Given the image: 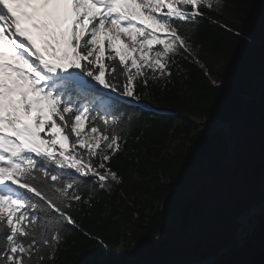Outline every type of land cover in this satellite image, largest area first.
<instances>
[{
	"label": "snow or ice",
	"instance_id": "snow-or-ice-1",
	"mask_svg": "<svg viewBox=\"0 0 264 264\" xmlns=\"http://www.w3.org/2000/svg\"><path fill=\"white\" fill-rule=\"evenodd\" d=\"M223 6V0H0V264H57L76 235L128 257L146 242L157 246L167 239L166 206L172 198L171 213L180 200L181 173L197 141L210 123L219 136L232 132L225 113L213 118V110L228 87L238 46L213 78L208 60L202 63L198 56L202 44L196 39L205 21L245 39V27L234 30L208 15ZM253 8L250 3L241 9L245 26ZM260 39L264 50V25ZM178 57L207 77L212 95L205 96L211 103L204 123L186 129L183 153L165 161L167 176L147 181L150 195L136 202L131 217L112 222L115 235L107 228L94 235L85 231L79 218L103 194L111 198L119 192L132 208L137 193L129 198L131 186L126 192L124 175L111 164L118 153L128 154L122 144L133 131L143 134L148 126L143 113H155L162 122L177 115L158 110L147 98L150 81L163 91L173 83L174 67L178 75L183 72ZM143 183L132 179L136 187ZM145 200L151 201L147 212ZM254 212L242 211L241 230Z\"/></svg>",
	"mask_w": 264,
	"mask_h": 264
},
{
	"label": "trees",
	"instance_id": "trees-1",
	"mask_svg": "<svg viewBox=\"0 0 264 264\" xmlns=\"http://www.w3.org/2000/svg\"><path fill=\"white\" fill-rule=\"evenodd\" d=\"M250 3H254V8L250 10L252 12L245 26L241 17H244L246 13L241 9ZM223 5L219 13L210 11L208 15L234 30L245 27V39L241 41L239 37L232 36L223 28L208 25L207 21H205V27L196 34V39L202 44L198 56L202 63L208 60L213 78L217 74V66L222 61H226L229 54L238 46L236 56L227 73L228 87L213 110V118L225 113L232 123V132L225 138L219 136L217 127L207 128L205 137L197 141L181 173L176 194V199L180 200L171 213L172 198L166 206L167 239L157 246L146 242L134 256L128 257L103 248L98 249L93 241L85 243V238L76 235L64 245L66 250L61 253L57 264H75L78 260L85 264H111L121 260L148 261L151 264H187L195 257L223 249L235 238V231L233 230L231 235L228 234L227 223L223 222L218 234L228 237L220 239L213 245L214 247H211L209 242V246L206 244L208 252L195 255L194 246L199 238L193 229V221L202 211L208 212L205 205L219 204L217 199L221 197L219 194L225 191V194L232 192L235 186L234 181L237 179L241 180L242 186L249 195L245 193L244 196L236 197L239 203L233 214L241 211L250 201L264 198V184L260 187V184L264 182V104H262L264 50H262L260 39L262 25H264V0H223ZM217 37H219L218 46H210ZM177 59L183 72L178 75V69L174 67L173 83L167 85L163 91L159 85L152 84L150 81V95L147 101L158 110L168 109L183 115H176L170 122H162L164 118H157L155 113L142 114V124L146 123L148 126L143 127V134L140 128L132 132L127 143L122 144L128 154L118 153L111 164L113 170L119 169L124 175L125 183L122 187L126 192L131 186L129 198L133 193H137L136 200L129 209L126 200L120 196L119 192L113 193L111 198L103 194L104 198L93 209H85L84 214L79 218L85 231L94 235L98 229L107 228L115 235L112 222L124 221L125 214L131 217L132 212L135 211L136 202L146 194L150 195L145 187L147 181L149 179L155 181L162 176H167L165 161L169 156L179 158L183 153L184 144L189 136L186 129L190 127L194 130L200 127L199 122L205 119L204 109L211 103L210 100L205 99V96L212 95L207 89V77L199 67L189 63L188 60H182L179 57ZM138 90L144 91L143 86H140ZM184 114L194 117L196 122L191 121ZM137 136L139 140L136 139ZM173 141H178L175 147H173ZM168 147L171 149L167 150ZM147 168H151V173L148 175L145 174ZM130 178L138 183L141 181L144 183L141 187H136ZM260 188L261 191H259ZM210 196L213 199L208 202ZM150 203L151 201L145 200L142 211H149ZM220 206H223V211L226 210L223 203ZM221 210L222 207H219L215 214ZM208 214L209 220L211 214L209 212ZM230 217L231 215L224 219ZM233 218L234 216L231 219ZM203 222L206 224L205 221ZM105 243L111 245L112 242L105 241ZM86 249L90 251L86 252ZM209 264H264V215L260 217L252 235L240 248Z\"/></svg>",
	"mask_w": 264,
	"mask_h": 264
},
{
	"label": "rangeland",
	"instance_id": "rangeland-1",
	"mask_svg": "<svg viewBox=\"0 0 264 264\" xmlns=\"http://www.w3.org/2000/svg\"><path fill=\"white\" fill-rule=\"evenodd\" d=\"M198 121H200V120H198ZM204 121H205V119H203L201 122L204 123ZM201 124L202 123L199 122V125H201ZM209 128H216V126L214 124L210 123L208 129ZM166 149L167 150L171 149V147L170 148L168 147ZM234 183H235V186L233 187L234 190L232 192H228L227 194H225L226 193V191H225L224 193L219 194V195H221L220 198H217L219 201V204H207V205H205V209H207V211L211 214L209 220L207 219L209 214H208V212H205V211H202L201 214L197 218L195 217L196 219H194V221H193V223H194L193 229L196 231L197 238H199V240L197 241V244L194 246L195 255L198 256L201 253L208 252L209 249H208L206 244H208L209 242L211 243L210 246L214 247L213 245H215L216 242H219L220 239L228 237L226 235L222 236V235L218 234L220 232V227L222 226L221 223H223V222L227 223L228 234L232 233L233 230L235 231V238L233 239V241L228 246L223 247V249H221L217 252H223L225 249L230 247L239 235L238 233H239V230L241 228L240 227V216H241L242 211H244L248 207V204L251 203L252 201L257 200V199H264V198L254 199V200L250 201L244 208H242L241 211L233 214V211L237 208L238 203H239V201L237 200L236 197L244 196L245 193H248V191L245 190L244 187L242 186L240 179L235 180ZM263 184H264V182L262 184H260V187ZM259 191H261V188ZM235 192H237V194H235ZM248 195H249V193L247 194V196ZM212 196H214V195H212ZM212 196H210L211 198L208 200V202L211 199H213ZM221 203H223V205L226 206V210L223 211V206H220ZM219 207H222V210L218 214H215V212L217 211V209ZM230 215H231V217L229 219H227V218L224 219V217H227ZM263 215H264V213H262L261 208L258 206L256 211L253 213V217H252L253 227L251 229L250 234L248 236L244 235L245 240H242V242L240 243V245L238 247L234 248L231 252H229L225 256L231 254L235 249L240 248L244 244V242L252 235L254 226L260 220V217H262ZM233 216H234V218L231 219ZM203 221H205L206 224ZM248 232L249 231H247V233ZM208 246H209V244H208ZM217 252H215V253H217ZM211 254H214V253H211ZM207 255H210V254H206L204 256H207ZM225 256H223V257H225ZM199 257H202V256H199ZM199 257L193 258L187 264H189L191 261H193ZM223 257L218 258V260L222 259ZM215 261H217V260H215Z\"/></svg>",
	"mask_w": 264,
	"mask_h": 264
},
{
	"label": "water",
	"instance_id": "water-1",
	"mask_svg": "<svg viewBox=\"0 0 264 264\" xmlns=\"http://www.w3.org/2000/svg\"><path fill=\"white\" fill-rule=\"evenodd\" d=\"M258 206L259 207L264 206V199H257V200L252 201L251 203L248 204V207L246 209L256 208ZM252 217H253V214L248 219L247 226H245L243 228V230H241V228H240L239 233H238L239 234L238 237L236 238V240L234 241V243L230 247L225 249L223 252H217V253L210 254L207 256L199 257V258L191 261L189 264H192V262L199 263V264H206V263L208 264L210 262H214L215 260H218V258L225 256L226 254L231 252L234 248L238 247L240 245V243L242 242V240H245L244 239L245 236H248L251 232V229L253 227ZM247 231H249V232L247 233Z\"/></svg>",
	"mask_w": 264,
	"mask_h": 264
},
{
	"label": "bare ground",
	"instance_id": "bare-ground-1",
	"mask_svg": "<svg viewBox=\"0 0 264 264\" xmlns=\"http://www.w3.org/2000/svg\"><path fill=\"white\" fill-rule=\"evenodd\" d=\"M175 112V111H174ZM177 113V115H180V116H182L183 114H181V113H179V112H176ZM184 116L185 117H187V118H189L191 121H194V122H196V119L194 118V117H191V116H189V115H186V114H184ZM263 206H260V208H262ZM256 209H257V207L255 208V211H256ZM248 222V221H247ZM246 226H247V224H246ZM240 227H241V223H240ZM192 264H199V263H194V262H192Z\"/></svg>",
	"mask_w": 264,
	"mask_h": 264
}]
</instances>
